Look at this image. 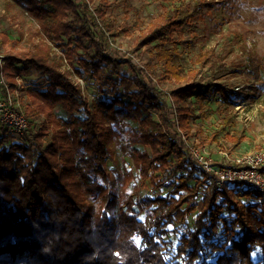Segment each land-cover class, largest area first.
Instances as JSON below:
<instances>
[{"label": "trees", "instance_id": "1", "mask_svg": "<svg viewBox=\"0 0 264 264\" xmlns=\"http://www.w3.org/2000/svg\"><path fill=\"white\" fill-rule=\"evenodd\" d=\"M14 1L40 39L12 43L10 86L18 74L43 85L20 88L25 133L0 126V264H264V191L246 180L218 189L181 142L216 140L196 125L214 99L229 110V149L247 137L226 80L245 66L233 70L214 47L190 55L219 0H163L148 23H120L110 0ZM128 36L134 52L148 50L146 65L116 46ZM247 53L248 74L264 83V58ZM115 139L132 168L113 178Z\"/></svg>", "mask_w": 264, "mask_h": 264}, {"label": "rangeland", "instance_id": "2", "mask_svg": "<svg viewBox=\"0 0 264 264\" xmlns=\"http://www.w3.org/2000/svg\"><path fill=\"white\" fill-rule=\"evenodd\" d=\"M7 1L11 2L8 8ZM86 1L92 5L99 0ZM187 1L194 4L197 0ZM110 2L114 5L111 6L109 12L120 23L136 19L148 23L149 19L163 12L164 6L171 5V2L163 0H110ZM206 11L205 18L197 28L198 40L190 51V55L195 56L201 50L214 47L233 70L237 71L242 65L245 66L243 72L230 73L226 80L237 92L238 98L231 104V109L238 110L241 125L247 127V137L239 147L234 150L229 149L231 145L226 138L225 131L222 130V118L229 110L221 102L222 99L210 101L206 115L196 120V125L201 127L206 140L212 135L216 138L213 142L207 140L204 144L207 145L217 164L224 163L223 167L243 168L247 163L238 159L249 155L250 152L264 150V83L256 82L248 74L246 66L248 51L260 59L264 58V0H219L213 10ZM37 31L36 19L21 5L14 0H0V53L7 55L12 50L14 41H18L16 50L27 48L32 41L40 39ZM4 38L7 40L5 41ZM132 43V36L121 37L116 46H119L123 53L134 56L136 61L146 65L150 58L148 50L144 47L141 51L134 52ZM73 77L78 79L75 74ZM26 78L25 85H43L37 74ZM81 82L83 83L82 80ZM96 90L94 85L88 86L90 98L97 97ZM0 126L4 127L2 123ZM183 137L181 142L187 147L190 141L186 138L184 140ZM111 147L113 156L109 161V166L111 175L115 178V169L132 168V159L129 156L122 157L116 139L111 141ZM263 168L264 166L261 170ZM224 184L218 189H221ZM141 190L152 195L156 193L149 181L141 185ZM144 215L145 211L141 213L142 217ZM190 220L192 221V218ZM171 237L176 239L174 235Z\"/></svg>", "mask_w": 264, "mask_h": 264}, {"label": "built area", "instance_id": "3", "mask_svg": "<svg viewBox=\"0 0 264 264\" xmlns=\"http://www.w3.org/2000/svg\"><path fill=\"white\" fill-rule=\"evenodd\" d=\"M6 65V54L0 53V122L15 133L23 134L30 127L29 118L18 109L20 88L25 85L26 78L23 75H16L15 80L18 86L15 89L11 88ZM183 138L185 140V137ZM187 147L192 158L206 172L209 171L213 175L217 188L227 181L246 180L264 191V172L261 170L264 166V150L250 152L249 155L238 159L246 162V167L233 168L223 167L224 163L217 164L206 144L187 143Z\"/></svg>", "mask_w": 264, "mask_h": 264}]
</instances>
